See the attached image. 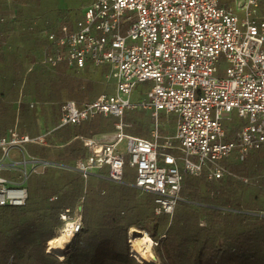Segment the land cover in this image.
<instances>
[{
  "label": "built area",
  "instance_id": "2783aa9c",
  "mask_svg": "<svg viewBox=\"0 0 264 264\" xmlns=\"http://www.w3.org/2000/svg\"><path fill=\"white\" fill-rule=\"evenodd\" d=\"M262 10L264 0H90L74 23L59 22L58 33L47 34L40 61L65 64L77 74L106 66L104 83L112 90L62 105L53 130L80 129L74 138L86 149L72 161L29 152L30 143L50 145V131L0 133V207L24 206L29 178L48 167L80 173L88 193L93 175L124 183L128 165L136 171L134 186L154 195L156 215H173L178 202L186 200L181 193L186 176L204 174L212 181L230 174L226 159L236 154L246 160L264 146ZM146 83L148 88L133 99L138 84ZM139 110L150 114L149 137L130 132L134 122L124 118ZM163 113L174 114L172 134L163 133ZM99 115L112 117L113 129L85 134L82 125ZM235 118L239 127L230 138L228 123ZM242 180L259 182L258 177ZM83 203L81 198L77 205L76 233L82 228ZM60 218L71 219V209H63Z\"/></svg>",
  "mask_w": 264,
  "mask_h": 264
},
{
  "label": "trees",
  "instance_id": "16d2710c",
  "mask_svg": "<svg viewBox=\"0 0 264 264\" xmlns=\"http://www.w3.org/2000/svg\"><path fill=\"white\" fill-rule=\"evenodd\" d=\"M9 9L15 13L13 18ZM53 11H58L55 19L50 15ZM61 14L54 0H0V133L17 126L20 133L37 136L41 120L50 131V145L30 143L29 152L43 159L72 161L86 153L82 142L74 138L81 130L69 126L53 130L57 114L67 100L81 104L95 99L104 90L107 67L77 74L65 64L51 67L40 61L49 43L47 34L58 33L61 21L74 23L70 15L58 18ZM147 115L144 110L127 113L125 120L134 122L130 132L149 137ZM109 118L96 117L82 129L85 134L110 131ZM238 127L236 119L228 123L230 138ZM224 163L230 174L221 179L209 181L204 174L185 177L181 193L186 200L178 202L173 215H156L154 195L142 193L127 181L114 183L91 176L88 185L99 191L92 200L80 173L48 167L44 174L29 178L24 206L0 207V264H27L15 247L16 239L51 223L60 229L62 210L70 208L72 216L81 198L83 226L76 246L59 264H136L127 242L133 227L147 231L158 243L153 249L161 264H250L255 260L251 254L264 246V216L259 215L264 214V146L251 151L246 160L234 154ZM244 176L258 177L259 182L245 183ZM159 229L164 231L162 236ZM57 234L41 232L40 237L45 243Z\"/></svg>",
  "mask_w": 264,
  "mask_h": 264
},
{
  "label": "rangeland",
  "instance_id": "374dc122",
  "mask_svg": "<svg viewBox=\"0 0 264 264\" xmlns=\"http://www.w3.org/2000/svg\"><path fill=\"white\" fill-rule=\"evenodd\" d=\"M54 1L56 3V10H59V11H61L63 13L60 16H58V18L60 17V19H64L66 17V15H70V17L72 18L73 22L76 21L77 19H79L82 16V11H83L85 5L88 4V3L85 4L86 0H54ZM10 10L12 11L13 9H9L8 10L9 13L11 12ZM56 12H58V11H53L50 14L53 19H55L57 17V16H55ZM11 48H12V46H11ZM97 74H96V78L100 79V77ZM103 81H104V79H103ZM148 86H149L148 83H146L145 85L144 84H138V86L135 89L134 94L132 95V98L133 99H137L140 96V94L143 91V89L148 88ZM103 89L104 90H111L110 86H107L106 83H104ZM46 109L49 110L51 108L49 107V105H46ZM59 113H60V111H59ZM147 114L148 115L146 117L150 119V114L149 113H147ZM57 115L59 116V114H57ZM99 116H102V115H99ZM99 116H97V117H99ZM109 119H110V121L113 120L112 117H110ZM161 120L165 123L164 124V128H163V133L172 134L173 130H174V114L166 115L165 113H163ZM150 123H151V119H150ZM39 126L41 127V131L39 132L38 135L44 134L46 132V128H45V125L43 126V123H42L41 120L39 121ZM11 128H14V129L18 130L17 126L10 127V129ZM47 141H48V138H47ZM120 147H121L122 150L125 151L126 142L122 143V145ZM12 154H14V156L18 155L16 150H13ZM20 158L21 157H16V158H13V159H20ZM58 168H60V167H58ZM104 171L107 172L108 168H106ZM236 176L240 177L239 175H236ZM135 181H136V171L134 169L130 168L128 165H126L125 168H124V182H126V183H128L130 185H134ZM28 190H29V188H28ZM98 192L99 191H98L97 186H91L90 183H89V185H88V193H87L89 198L93 200L95 197H97ZM79 215H80V213H77V208H76L75 211L73 212L72 216H71V219H75ZM259 215L261 217L264 216L263 213H260ZM201 221H200V223H201ZM64 223H65V221L62 220V225H64ZM82 223H83V220H82ZM204 223H205V221H204ZM151 225H152V223H151ZM61 227H60V229H61ZM60 229L56 228L55 225H53V223H51L48 227H45V229H41V230L31 229V230H28L26 233L22 234L21 236H19L16 239L15 247L17 246L16 249H17V251H19L20 254H24V258H25L24 260L28 261L27 264H48V263H52L54 261L56 262L55 264H59V263H57V261L58 262H62L66 258V256L72 252L73 248L76 246V242H77L76 238L79 235L78 233H80V231H79L76 234L77 236L75 237L74 241L69 245L68 250L66 251V254L64 255V258H61V257L57 256L56 254L48 253L47 252V241L44 243V241L40 237L41 232H52V231H55L56 233H58ZM101 229L102 228L97 227V231H99ZM139 232H142L144 234L145 230H139V229L133 227V228H130L128 230V233H127V242H128L129 248H130V257L134 260V262L136 264H142V263H140L133 256L131 244H132V240H134L137 236H139ZM163 234H164V231L162 229H159L158 230V235L162 236ZM263 234H264V231H263ZM43 250H44V255H42ZM154 252H155V250H154ZM254 254H255V256H254L255 260L251 259V263L250 264H264V246L256 248L254 253L251 254V257ZM155 255H156V253H155ZM243 258L245 260L247 258V255H246V257L244 256ZM23 264H26V263H23ZM160 264H161V262H160Z\"/></svg>",
  "mask_w": 264,
  "mask_h": 264
},
{
  "label": "bare ground",
  "instance_id": "6f19581e",
  "mask_svg": "<svg viewBox=\"0 0 264 264\" xmlns=\"http://www.w3.org/2000/svg\"><path fill=\"white\" fill-rule=\"evenodd\" d=\"M78 221L79 219H67L65 221L56 237L47 241L48 253L64 258L69 245L76 237ZM152 244L153 239L148 234L139 232V236L132 240L133 256L142 264H160V259L155 255Z\"/></svg>",
  "mask_w": 264,
  "mask_h": 264
},
{
  "label": "crops",
  "instance_id": "0c3cea01",
  "mask_svg": "<svg viewBox=\"0 0 264 264\" xmlns=\"http://www.w3.org/2000/svg\"><path fill=\"white\" fill-rule=\"evenodd\" d=\"M103 79H104V73H103ZM111 88V87H110ZM111 90H112V88H111Z\"/></svg>",
  "mask_w": 264,
  "mask_h": 264
}]
</instances>
